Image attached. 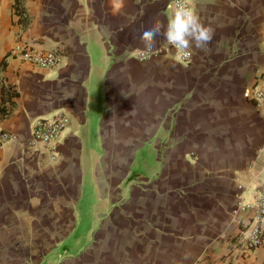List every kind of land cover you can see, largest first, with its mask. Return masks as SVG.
<instances>
[{"label":"crops","instance_id":"crops-1","mask_svg":"<svg viewBox=\"0 0 264 264\" xmlns=\"http://www.w3.org/2000/svg\"><path fill=\"white\" fill-rule=\"evenodd\" d=\"M194 3L211 43L188 62L172 48L139 62L128 54L145 50L140 34L155 21L167 24L173 0H0V132L12 136L0 150V264H53L71 238L88 125L102 146L90 170L111 207L58 264H262L264 244L240 256L230 241L251 214L235 211L264 189V117L250 97L264 72V0ZM24 46L62 61L35 67L12 54ZM167 46L160 36L152 49ZM95 88L106 106L92 124ZM56 111L69 123L54 150L33 151L34 120ZM144 144L160 171L126 180Z\"/></svg>","mask_w":264,"mask_h":264},{"label":"built area","instance_id":"built-area-1","mask_svg":"<svg viewBox=\"0 0 264 264\" xmlns=\"http://www.w3.org/2000/svg\"><path fill=\"white\" fill-rule=\"evenodd\" d=\"M177 0H173L175 7ZM170 48L175 51V54L180 62H188L190 59L189 52H179L171 45L166 49H145L133 50L128 56L136 61L145 62L151 58H155L160 54L169 55ZM12 54H18L23 61L32 64L39 68H54L58 66L62 57L57 51H38L29 46L16 48ZM250 97L254 103L255 108L264 117V72L251 87ZM69 119L64 114H57L51 118H36L31 127V136L29 147L33 151L54 150L55 144L60 136L62 130L68 125ZM12 136L4 131L0 132V150L3 145L9 141ZM54 158V156H53ZM260 159L264 167V144L260 151ZM250 211L248 221L239 230L237 234L231 239L232 250L240 256H249L254 254L258 248L264 244V234L262 225L264 221V189L257 191L252 197V201L247 204H240L235 211L245 213Z\"/></svg>","mask_w":264,"mask_h":264},{"label":"rangeland","instance_id":"rangeland-1","mask_svg":"<svg viewBox=\"0 0 264 264\" xmlns=\"http://www.w3.org/2000/svg\"><path fill=\"white\" fill-rule=\"evenodd\" d=\"M91 97V101H88L87 104V116L88 119L91 117L93 124L96 117L99 116L102 118L104 116L106 105L104 101L105 95L100 91V89L95 88ZM57 114H59V112H53L46 118H51ZM92 126L88 125L87 127L88 135L86 153L88 152L90 156L91 153H100L102 151V146L95 138L96 136L93 133L94 127ZM89 155L83 156L82 158V187L80 190V197L74 204V213L77 219V225L72 231L71 238H68V240L60 243L56 248L51 250L50 253L55 257L53 264H58L61 261V253L63 249H67V251L71 253V256H75L78 252L85 249L91 233L99 225L98 222L104 219V215L109 214H107V211L111 207L110 204H107L105 207H102L101 205L100 189L96 187L94 177L90 170L91 157ZM159 171L158 149L144 144L135 148L132 161L128 166L126 180L132 179V182H136L138 180H142L143 178H149L150 181H155V178H153L151 173H159ZM248 258L250 257L244 258L243 260ZM249 263H252V261L250 262L248 259V261L244 264ZM262 264H264V259Z\"/></svg>","mask_w":264,"mask_h":264},{"label":"clouds","instance_id":"clouds-1","mask_svg":"<svg viewBox=\"0 0 264 264\" xmlns=\"http://www.w3.org/2000/svg\"><path fill=\"white\" fill-rule=\"evenodd\" d=\"M119 10V7H113L114 13ZM160 36L177 51L187 52L193 47L205 49L214 34L210 27L202 23L194 0H177L167 24L155 21L140 34V42L145 49L150 50L155 47L156 39Z\"/></svg>","mask_w":264,"mask_h":264},{"label":"trees","instance_id":"trees-1","mask_svg":"<svg viewBox=\"0 0 264 264\" xmlns=\"http://www.w3.org/2000/svg\"><path fill=\"white\" fill-rule=\"evenodd\" d=\"M0 112H1V109H0Z\"/></svg>","mask_w":264,"mask_h":264}]
</instances>
